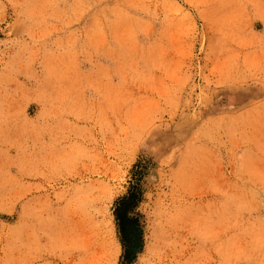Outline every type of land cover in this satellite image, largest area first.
I'll return each mask as SVG.
<instances>
[{
	"label": "rangeland",
	"instance_id": "obj_1",
	"mask_svg": "<svg viewBox=\"0 0 264 264\" xmlns=\"http://www.w3.org/2000/svg\"><path fill=\"white\" fill-rule=\"evenodd\" d=\"M0 264H264V0H0Z\"/></svg>",
	"mask_w": 264,
	"mask_h": 264
},
{
	"label": "bare ground",
	"instance_id": "obj_2",
	"mask_svg": "<svg viewBox=\"0 0 264 264\" xmlns=\"http://www.w3.org/2000/svg\"><path fill=\"white\" fill-rule=\"evenodd\" d=\"M133 238V237H132ZM140 247V246H139Z\"/></svg>",
	"mask_w": 264,
	"mask_h": 264
}]
</instances>
